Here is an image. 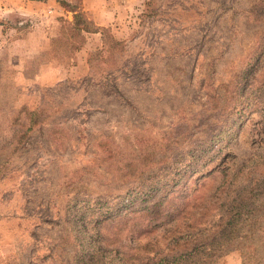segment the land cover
I'll list each match as a JSON object with an SVG mask.
<instances>
[{"label":"rangeland","instance_id":"rangeland-1","mask_svg":"<svg viewBox=\"0 0 264 264\" xmlns=\"http://www.w3.org/2000/svg\"><path fill=\"white\" fill-rule=\"evenodd\" d=\"M105 2L79 54L0 17V264H264V0Z\"/></svg>","mask_w":264,"mask_h":264},{"label":"crops","instance_id":"crops-1","mask_svg":"<svg viewBox=\"0 0 264 264\" xmlns=\"http://www.w3.org/2000/svg\"><path fill=\"white\" fill-rule=\"evenodd\" d=\"M65 1L71 3V0ZM8 2L13 3L17 6V9L20 10H13L14 8H11ZM78 2L79 5H75L77 9L84 12L88 18L98 26L109 24L110 21L115 18L116 14L118 15V13H120V10H115L114 7L108 2H105V0H79ZM75 4L78 3L76 2ZM30 8L41 10H29ZM17 13L22 15V17L27 15L32 19V24L25 30V35L16 38V41L24 44L29 43V40H31L33 42L31 45L33 47L32 51L48 48L52 38L59 35L61 23L57 19L58 17L64 16L68 20L72 19V12L65 10L64 7L55 0H0L1 18L8 20L14 15H17ZM42 14L45 15L46 18H49L48 20L51 22H47V24H42V22L37 23L36 21L38 19L36 16H41ZM2 28L3 25L0 24V30ZM89 34L96 38L100 33L96 32ZM85 46H88V44L86 43ZM76 52V54H79L81 51Z\"/></svg>","mask_w":264,"mask_h":264},{"label":"trees","instance_id":"trees-1","mask_svg":"<svg viewBox=\"0 0 264 264\" xmlns=\"http://www.w3.org/2000/svg\"><path fill=\"white\" fill-rule=\"evenodd\" d=\"M60 3L65 6L66 10L72 12V19H59L60 22L62 21L60 32L58 36L52 38L51 47H53L55 44L58 48L68 49L69 51L73 50L74 52L83 46L85 41L84 34L86 33L98 32L103 35L104 38H107L108 40L111 39L108 34L105 33L106 29L103 26L96 25L91 19L86 17L83 12L78 10L74 4H70L64 0ZM261 42L263 45H261L260 48L257 47L256 51L254 52V61L247 63L245 68L246 72L244 73V79L245 81L249 82V85L252 86L254 92H252L250 96L251 102L243 106L242 115L247 109L252 110L256 105H264V101L261 100V95L263 96L264 94L262 92V89H264V81H262L264 79V65L261 66L260 64V61L264 62L262 59L264 54V40ZM260 100L262 103H259ZM142 200L143 198H141V195L136 196L134 193H130L127 194L124 199H122L121 204L129 209H137L140 205V201Z\"/></svg>","mask_w":264,"mask_h":264}]
</instances>
